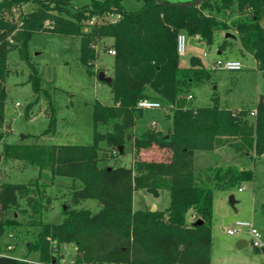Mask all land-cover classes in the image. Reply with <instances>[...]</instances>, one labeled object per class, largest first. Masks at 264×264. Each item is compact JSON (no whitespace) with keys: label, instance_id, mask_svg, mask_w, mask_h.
<instances>
[{"label":"trees","instance_id":"1","mask_svg":"<svg viewBox=\"0 0 264 264\" xmlns=\"http://www.w3.org/2000/svg\"><path fill=\"white\" fill-rule=\"evenodd\" d=\"M89 1L82 8H74L71 0L0 1V131L11 51H17L29 66L33 92L41 91L40 78L28 60V41L34 34L78 40L76 60L88 77L97 78L99 73L94 70L97 47L115 52L107 84L113 104H93L91 145L21 141L2 145L3 164L17 161L22 167H36L39 173L27 184L0 182V238L18 227L35 230L24 257L0 256V264L57 262L53 244L75 248L76 264H211L214 192L250 182L254 174L245 165L196 166L195 157L223 146L246 161L252 152L263 155L264 96L258 97L254 116L251 111H231L216 104L194 108L186 97L206 75L203 67L179 65L176 38L184 33L211 46L224 33L219 51L225 41L237 40L264 75V0H201L196 6L140 0L142 7L135 12H126L120 0ZM231 12L237 14L233 19ZM105 13L120 18L88 26L92 17ZM105 40L110 44L105 45ZM142 99L170 106L171 122L165 133L146 129L134 135L143 116L136 104ZM48 110L42 135L54 136L56 116L50 98ZM4 136L0 133V141ZM126 144L137 155L155 148L167 157L138 159L132 167L104 165L123 155ZM55 178L68 179L72 187L68 202L60 208L61 221L48 223L43 219L52 199L45 188ZM160 191L169 193L167 208L133 209L135 192L157 198ZM88 200L98 204L97 212L81 207ZM189 212L194 217L191 223L187 222ZM197 220L201 223L196 224ZM30 253L38 259H29Z\"/></svg>","mask_w":264,"mask_h":264},{"label":"rangeland","instance_id":"2","mask_svg":"<svg viewBox=\"0 0 264 264\" xmlns=\"http://www.w3.org/2000/svg\"><path fill=\"white\" fill-rule=\"evenodd\" d=\"M1 1V0H0ZM105 1V0H95ZM168 4H183L191 0H163ZM74 8L88 6L89 0H71ZM126 12H135L141 9L140 0H120ZM29 6L25 7L27 11ZM235 12L230 13L233 19ZM85 30V29H84ZM224 33L217 36L211 46L196 38L185 36L184 54L179 56V65L189 67V59L196 57L201 60L204 74L203 83L192 91V99L187 100L194 108H210L215 104L219 108L231 111L255 108L259 96H264V75L257 70L253 58L240 50L237 40L225 41V47L220 55L217 54L219 46L223 43ZM105 45L110 41L105 40ZM79 42L52 34L37 33L28 41L27 51L30 65L37 72L41 81V91L35 94L28 81L29 66L20 60L17 51L8 54V76L5 80L6 102L4 107V120L0 133L4 136L0 141V156L2 145L5 143L53 145H91L93 138V104L99 102L103 105L113 104L110 88L95 77H88L78 64ZM204 54L206 55L204 57ZM113 56H107L103 47H97V57L94 70L104 72L106 77L111 75ZM239 61L242 69L236 72L214 70L212 64L215 60ZM48 98H50L56 116V134L44 136L43 131L48 125ZM18 104V105H16ZM154 121L155 127L150 123ZM169 110L143 111V116L135 125L133 133L139 135L146 129H153L165 133L170 125ZM23 135V139H19ZM123 155L114 156L105 162L106 166L132 167L138 159L161 161L167 157L163 151L155 148L141 151L138 155L133 153L128 144L124 147ZM236 164L245 165L252 169L254 177L250 182L241 183L227 191L214 192L212 205V246L211 264H264V248L254 250L249 245L242 250L235 247L239 239L249 241L247 232L237 236H227L225 229L234 221L251 223L260 233L264 243V154L255 156L251 153L250 160L234 152L228 146H223L212 153H202L195 157V165L207 167L211 165ZM38 169L34 166L22 167L17 161L6 164L0 160V182L12 184H27L37 178ZM72 187L71 181L64 178H55L45 188L46 194L52 199L51 210L45 213L44 221L58 223L61 221L60 208L68 201V194ZM242 190L239 192L238 189ZM234 196L236 204L234 209L229 207L228 197ZM168 191H160L157 198L143 192H135L132 206L134 210H144L155 206L154 210H163L169 206ZM23 205V204H22ZM81 207L92 213L98 211V204L93 200L85 201ZM190 212L188 217H190ZM17 217V215H16ZM18 221L22 217H17ZM194 221V220H193ZM13 237H1L2 248L10 244L13 250L8 256L20 258L26 255V245L33 240L34 229L18 227L9 231ZM72 246H56L53 244L54 256L64 258L66 261L75 257ZM29 259L37 260L38 256L30 253Z\"/></svg>","mask_w":264,"mask_h":264},{"label":"built area","instance_id":"3","mask_svg":"<svg viewBox=\"0 0 264 264\" xmlns=\"http://www.w3.org/2000/svg\"><path fill=\"white\" fill-rule=\"evenodd\" d=\"M119 18L120 16L118 14L113 15L110 13H105L101 17H92L88 22V26L90 27L94 24H101V23H115L119 20ZM176 43H177V53L179 56H182L184 54V48H185V34L184 33L178 34L176 38ZM105 53L107 56L115 55V52L112 49L107 50ZM205 56L206 55L204 54V57ZM212 69L236 72V71H240L242 69V66L239 61H233V60L222 61V60L217 59L212 64ZM190 99H192V95H188L186 97V100H190ZM136 108L141 111H162L164 109H169L170 106L168 108H165L162 106V104L159 101L142 99L137 102ZM254 114H255V110H252L250 112V116H254ZM155 125L156 124L154 121L150 123V126L152 128L155 127ZM241 190H242L241 188L238 189L239 192ZM242 232H247V234L249 235L250 239L247 243L250 247H252L253 249H263L264 248V243L261 241V235L259 231L249 222L236 220L233 222V224H231L229 227L225 229L226 235L230 237L237 236ZM7 237L12 238L13 236L11 234H8ZM12 250H13L12 245L6 244V246L2 248L1 243H0V256H8L9 255L8 253ZM72 252L73 254L75 253V248H73ZM27 262L31 264H76L74 260V256L69 261H66L64 258H60L57 262L53 261L52 263H40V262L30 261V260ZM84 264H88V263H84Z\"/></svg>","mask_w":264,"mask_h":264},{"label":"water","instance_id":"4","mask_svg":"<svg viewBox=\"0 0 264 264\" xmlns=\"http://www.w3.org/2000/svg\"><path fill=\"white\" fill-rule=\"evenodd\" d=\"M157 1V0H156ZM201 0H194L192 2L189 3H183V4H177L178 6H186V5H198L200 3ZM189 67L191 68H202L203 65L201 63V60L199 58L196 57H191L189 59ZM97 80L100 82H103L105 84H110L111 83V78L110 77H106L104 72L100 71L97 75ZM20 139H23V135L20 136ZM119 152L120 154H122V147H119ZM0 160H1V156H0ZM236 204V201L234 200V196L233 195H229L228 197V205L229 207L234 211V213H237V211L234 209V206ZM155 208L154 205L151 206V208L149 209V211H153ZM201 221L197 220L196 224H200ZM240 242V241H239ZM244 244L246 245L247 243L244 242ZM236 247L238 249H240L241 247H239V244H236Z\"/></svg>","mask_w":264,"mask_h":264},{"label":"crops","instance_id":"5","mask_svg":"<svg viewBox=\"0 0 264 264\" xmlns=\"http://www.w3.org/2000/svg\"><path fill=\"white\" fill-rule=\"evenodd\" d=\"M191 1H192V0H191ZM217 54H218V55H220V54H221V52H220V51H218V52H217ZM256 67H257V65H256ZM189 215H190V217H188V216H187V222H188V223H191V222H193V220H194V217H193V215H192V213H191V212H190V214H189ZM239 241H240V242H239ZM244 242H245V243H247V242H246V241H244L243 239H239V240H237V241H236V243H235V247H236V244L238 243V244H239V247H241V248H240V249H238L237 247H236V248H237L238 250H242V249H244L245 247H247V246H248V243L245 245V244H244ZM70 251L72 252V250H71V249H70Z\"/></svg>","mask_w":264,"mask_h":264}]
</instances>
